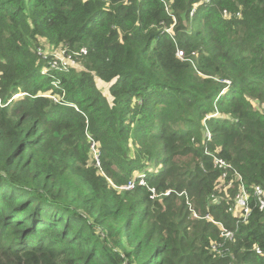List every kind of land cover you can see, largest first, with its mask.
I'll list each match as a JSON object with an SVG mask.
<instances>
[{
  "label": "trees",
  "instance_id": "16d2710c",
  "mask_svg": "<svg viewBox=\"0 0 264 264\" xmlns=\"http://www.w3.org/2000/svg\"><path fill=\"white\" fill-rule=\"evenodd\" d=\"M0 98V264H264V0H0Z\"/></svg>",
  "mask_w": 264,
  "mask_h": 264
},
{
  "label": "built area",
  "instance_id": "2783aa9c",
  "mask_svg": "<svg viewBox=\"0 0 264 264\" xmlns=\"http://www.w3.org/2000/svg\"><path fill=\"white\" fill-rule=\"evenodd\" d=\"M225 14H226V11H225ZM86 53H87L86 48H81L79 52H71L66 46H60L58 48H48V47L46 48L44 46H41V47H38L37 49V54L46 61V65L44 66L42 70L43 73H47L51 70H68L70 68L79 67L81 63H80V60L78 59V56L82 54H86ZM182 53L183 52L179 51L178 55L180 57H183ZM59 83H60L59 80L54 81V84L56 86H58ZM25 94H26L25 92L17 93L12 97V99L9 100V102L13 99L22 97ZM47 95L51 97L53 100H55L56 102L63 103V98L60 99L57 94L48 93ZM0 104H2L3 106L7 105V103H4V104L2 103L1 98H0ZM208 117L210 118L211 116L208 115ZM207 137L209 140H211L213 137L209 129H207ZM92 148H95V144L92 145ZM94 153H96V151H94ZM207 153L210 154L208 150H207ZM210 155L213 156L215 166L224 169L222 181H224L229 176V172H228L229 169L232 170V173H233L232 175L236 176L239 179L238 191L235 195V204L237 205V209H238L241 220L247 221L248 218H250L252 214L253 209H252L251 199L255 201V206H257L260 211L264 212V186L260 184H255V185H252L253 189L250 190V188L246 185L244 179L242 178V175L234 167V165L230 164L227 160H225L222 157H219L215 153L210 154ZM96 158H98L97 154H96ZM140 177H141L140 183L144 185L145 184V181L143 179L144 175ZM134 182L135 181L130 180L128 184L122 185L119 188L120 189H132L134 188V185H135ZM229 184L231 185V182ZM150 190L152 193L151 195L152 198L158 196L155 188H150ZM169 193L170 191H167L165 194H169ZM252 197H254L255 200ZM231 210H232V207L230 208V211ZM193 216L199 217V215L195 211H193ZM206 217L209 218L208 215ZM222 230H223L222 236H224L226 239H232L234 237V232L232 230H228L224 226H222ZM214 248H216V246ZM256 251L257 253L264 255V251L261 248L258 247Z\"/></svg>",
  "mask_w": 264,
  "mask_h": 264
},
{
  "label": "rangeland",
  "instance_id": "374dc122",
  "mask_svg": "<svg viewBox=\"0 0 264 264\" xmlns=\"http://www.w3.org/2000/svg\"><path fill=\"white\" fill-rule=\"evenodd\" d=\"M99 85L101 86V88L105 91V93L107 92V84L103 83V82H100L99 81ZM136 183V182H134ZM135 186V185H134ZM223 231V230H222Z\"/></svg>",
  "mask_w": 264,
  "mask_h": 264
}]
</instances>
